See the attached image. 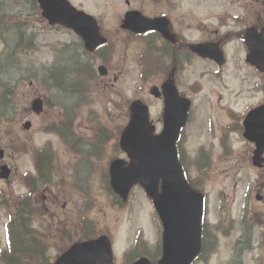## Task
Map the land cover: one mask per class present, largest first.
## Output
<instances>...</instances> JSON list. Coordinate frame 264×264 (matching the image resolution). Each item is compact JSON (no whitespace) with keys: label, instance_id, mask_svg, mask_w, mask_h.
<instances>
[{"label":"rangeland","instance_id":"rangeland-1","mask_svg":"<svg viewBox=\"0 0 264 264\" xmlns=\"http://www.w3.org/2000/svg\"><path fill=\"white\" fill-rule=\"evenodd\" d=\"M71 1L98 16L104 30H107V35L115 37L117 28L116 18L113 17L115 9L110 6L115 0H98V7L93 5V0ZM176 1L181 5L182 11H193L196 18L191 22L195 24L198 21V28L202 29L200 31L194 28L187 32V40L191 43L217 42L216 40L223 38L228 25L233 23L232 19L226 22L227 14L238 16L247 13L244 22L253 18L254 11L257 14L261 11L264 15L263 0L259 3L257 0H184L186 3ZM16 4L21 6L16 9L20 14L14 12ZM5 5L8 9L2 14L7 12L8 16L5 14L6 19L2 22L14 27L15 23L21 24L20 31L24 40L18 42L15 35H10L12 39L10 48H25L27 52L12 53V58L10 56L11 59H7L3 57L8 55L7 49L0 43L1 79L14 86V97L18 101L16 120L12 125L4 124L0 130V147L6 149L5 159L0 161V164L7 163L12 168V174L8 179L0 178V203L8 199L11 207L19 208L22 204L18 202L23 199L22 197L29 196L35 212L34 224L40 230L41 236L42 232L46 231L54 233L50 235L52 238H43L48 244V246L44 244L48 248L46 261L50 259L53 262L61 251L72 244L73 239L81 237V226L86 220V223L95 225L92 231L96 230V236L106 233L112 236L115 254L119 256L116 257L119 260L117 264H120L129 245L136 240L139 230L142 229L144 237L146 236L150 242L155 241L159 235L158 220L152 216L154 208L142 188H136L131 193L130 201L124 208L112 206V197L105 188L101 175L107 172L111 159L124 156L119 145L120 133L118 131V142L114 139L102 157L91 160L94 172L91 174V180H85L84 185L93 197H89L88 209L84 210V213L76 210L84 197L76 193L72 184L76 170L75 155L66 149L65 143L56 136L57 131L54 128L71 130L65 124L70 118L65 117L64 111L67 106L72 108V101L79 102L81 98L84 100L86 97L90 99L89 103L84 105L80 103L77 108L88 114L101 115L89 119L84 113L82 115L80 113V117H74V121L77 118L74 123L76 131L84 137L93 134L92 127L95 122L98 126L110 124L114 130L118 129L119 125H126L129 120L126 114L120 112L126 111L129 102L140 96H145L153 122L157 125L162 121V103L148 94L151 82L141 79L143 68L138 50L143 49V46L139 47L143 43L134 41L126 45L120 41L114 54L110 53L107 47L103 57L97 54L84 56L80 50L75 52L73 49H65V43L69 41L78 46V37L62 26H50L41 15L40 9L32 4V0H9ZM237 24L235 23V26L240 29L242 23L237 21ZM122 35L119 34V39ZM230 40L231 38L222 43V49L228 57L224 66L219 67L214 61L195 58L181 72L180 77L181 89L196 100L195 117L186 128V135L182 141L184 161L189 176L204 186L203 189L209 195L207 208L210 210V239L211 245H214L210 261L198 264H229L235 256V244L243 232L250 247L240 251L239 246L236 256L238 264H264V162L263 167L256 168L252 163L256 147H253L241 132L232 130L229 132V126L234 122L233 117L237 115L240 119L246 110L244 105L259 102L264 93L260 92L253 96L246 91L247 85H242L244 73L248 68L243 58L246 48L243 43L236 44L235 40ZM77 57L82 58L84 64L91 67V71L81 70L88 76L86 84L89 85V89L82 96L78 94L76 99L74 97L77 95L73 96L71 102L66 105V100L61 101L60 94L56 95V98L54 91H51L46 69L54 63L67 66ZM155 57L152 58L154 62ZM184 57L185 52H182V58ZM3 60L9 63L13 60L16 66L13 70L11 67L9 68L11 70L7 71ZM82 60L80 61L83 66ZM100 65L106 66L110 74L101 76L98 72ZM154 66L150 69L154 70ZM115 74L118 75L117 80H114ZM246 77L250 79L249 72L246 73ZM156 80L157 77L153 83H156ZM39 97L45 101L47 99L48 106L45 105L43 113L35 114L32 103ZM109 109L114 114L118 110L120 114L117 119H110L109 114L106 115L105 111ZM26 120L33 123L30 130L23 128ZM72 136L74 135L68 137ZM222 141L228 143L227 147L224 144L225 149ZM201 147L206 149L198 152ZM47 148L51 149L53 157L49 166L54 175L53 182L46 187L44 185L36 188L33 195H28L29 187L34 183L29 184L32 173L37 172L38 162L40 163L43 150ZM258 194L261 199H258ZM54 202L56 204H53ZM65 202H68L66 208ZM10 211L12 212L0 207V247L6 245L5 222ZM55 227L60 228L62 232L58 233ZM36 233L40 236L38 232ZM137 250L144 252L142 247Z\"/></svg>","mask_w":264,"mask_h":264},{"label":"flooded vegetation","instance_id":"flooded-vegetation-1","mask_svg":"<svg viewBox=\"0 0 264 264\" xmlns=\"http://www.w3.org/2000/svg\"><path fill=\"white\" fill-rule=\"evenodd\" d=\"M116 1V2H115ZM110 4V6L115 9V15L113 16L116 18V23H117V28L115 30V37H111L107 35V30H104L102 23L100 22L101 20L99 17L95 16L93 13L90 11L86 10L83 8L84 6H79L77 4H74L72 1V4L80 9L83 10L89 14H91L93 17L97 19V21L100 23V29L103 35H105L109 42L108 44L101 45L97 47L95 55H99L100 57H103L105 55L106 48L109 47V52L114 54L115 49L117 45L120 43V41L123 44H130V42L134 41H141L143 44L140 45L139 47L143 46L142 50H138L139 52V57H140V64L141 67L143 68L142 72V78L143 80H147L148 82H151V85L148 89V94H150L152 97L159 99L162 103V121H159V123L156 125V133H162L164 128H165V119L167 116V110L169 109V106H172L177 112L178 111H187V121L186 125L182 127L178 141H177V149L179 153V158L182 164L185 167V171L187 172L188 179L190 181V184L195 188L197 185L190 179V176L188 175V170L186 167V161L184 158V152H183V146H182V141L186 135L185 131L188 125L191 123L192 119L195 117L196 114V100L194 97H191L190 94H188L186 91L182 90L180 87V77H181V72L185 69V67L188 64H191V61L195 58H200L202 60H210L207 58H202L199 56L196 52L192 50V46L196 43H191L189 42L187 32L189 30L198 29L202 31L201 28H198V21L193 24L194 18H196L195 14L191 10H181V5L177 3V1L173 0H115ZM184 1V0H181ZM260 0H257L259 3ZM264 1V0H263ZM184 3H186L184 1ZM93 5L99 6L98 0H93ZM36 6H39L38 0H36ZM187 6V4H186ZM107 12V10H106ZM42 15V14H41ZM43 16V15H42ZM248 14L245 13L243 15H238V16H230L227 14L225 16L226 22L229 19L233 20V23L231 25H228L227 30L223 33V38H220L216 40L217 42H201V43H218L220 45V48L223 52L224 55V63L222 66H224L227 62L228 57H226L225 52L222 49V43L228 41L230 38V41H234V43L237 44V42H241L245 45L246 48V53L244 54V63H246V66L248 67L246 70V73L249 72L250 79H247L246 73H244V78L242 85L246 86V91L250 93L251 95L258 94L260 92L264 93V64L263 65H258L256 63H253L252 61L249 60V57L251 55V47L247 42V38L251 29H256L260 33L264 34V15L259 11L257 14L254 11L253 15V20L250 18L246 22ZM152 20L154 22H158L157 28H150L147 30L143 31H136L132 30L129 28H126L124 24H132L133 28H143L145 26L144 22L147 20ZM237 21L239 23H242L239 27L235 26V23L237 24ZM254 21V22H253ZM163 22L161 25L160 23ZM251 22L252 25H251ZM247 24V25H246ZM238 25V24H237ZM131 26V25H130ZM207 25H205L206 27ZM239 26V25H238ZM238 29V30H236ZM69 32H71L69 29H67ZM205 31H207V27L205 28ZM122 33L123 35L121 36L122 38L119 39V34ZM115 38V40H113ZM225 40V41H224ZM233 43V44H234ZM80 45V42L79 44ZM84 45V44H83ZM66 48L68 49H73V50H78L79 46H75L74 42L69 41V43H65ZM103 50V52H102ZM182 52H185V57L182 58ZM155 57L154 62L152 58ZM183 61V62H182ZM155 65V66H154ZM151 66H154V70L150 69ZM219 66V67H222ZM148 70V74H147ZM110 74L109 69L106 67V75ZM157 77L156 83H153L154 78ZM118 79V75H114V80ZM248 82V83H247ZM250 83V84H249ZM78 97H74L75 99ZM261 100L259 102H254V103H249L245 104L244 106L246 107V110L244 111L242 117L239 119L237 115L233 117V124H231L229 127V132L232 131H239L243 134L247 129V127L252 130L254 127L256 129L261 130L263 127V121L261 118V115L256 117L254 120H252L251 123L247 124L246 118L247 114L251 111H253L256 108H264V96H261ZM66 99V105L71 102V97H65ZM73 98V97H72ZM87 99V100H85ZM84 100L82 98L80 99L81 101L76 102L72 101V108L70 109L68 106L66 107V110L64 111L65 117H69L65 124L70 125L69 122H71V126H68L70 130V133H68L65 129L64 130H59L55 129V134L56 136L60 137V139L65 143L66 149L70 150L72 154L75 155V161H74V167H76L75 174L73 176L72 184L74 189H76V193L82 197L81 201L78 204V208L76 210H81L84 212V210L88 209L89 205V197H93L90 194V190H86V186L84 185L87 180H91V174L94 172V166L91 160H96L102 157L105 151H107L108 145H110L111 142H114V139H117L118 142V131L120 135L124 131V129L127 127L128 123L126 125H119L118 129L114 128L108 124L109 126H106L104 124H95L92 127V132L93 134H90L91 136H82L79 135L76 131L75 128V121L78 117H80L83 113L85 114V117H89V119H94L97 118V116H100L101 113L97 114H88L85 111H80L77 106L82 103H89L90 99L87 97ZM44 100V99H43ZM140 100L142 101L149 109L150 112V117L152 119V114L150 110L149 104L146 102L145 96H140L138 99H133L129 102L128 108H126V111H122L120 113L126 114L128 120L131 119L133 111H132V104L136 101ZM64 101V100H63ZM169 101H173L174 103L171 105H168ZM48 100H44L45 105L48 106ZM189 102V103H188ZM112 105V103H111ZM114 106H116V102L114 103ZM234 108V107H233ZM122 109V108H120ZM124 109V108H123ZM235 109V108H234ZM234 111L233 109H230ZM236 110V109H235ZM106 115L109 114L110 119H117L119 116L118 110L115 111L116 114L112 112L111 109L108 111H105ZM81 113V115H80ZM74 117H77L75 121L73 120ZM129 122V121H128ZM153 122V120H152ZM65 125V126H66ZM161 125V126H160ZM160 126V128H159ZM114 130V132H113ZM105 131V134L104 132ZM67 133L62 134V133ZM110 132L114 133L112 135ZM70 135H74L72 137H68ZM115 137V138H114ZM222 137V136H221ZM74 138V139H73ZM120 139V138H119ZM78 140V141H76ZM249 143L252 144L254 147V144L249 140ZM221 144L224 147H227L228 143L225 141H222ZM206 149L205 147H201L198 152ZM208 149V148H207ZM53 151V150H52ZM121 151L122 148H121ZM51 149H44L43 150V155L42 158L40 159V163L38 162V165L36 167L37 172H33V176L29 181L34 182L31 184L30 188V195H33L36 192V188L42 187L45 185L48 186L50 183L53 181L54 175L52 174V168L51 166V160H53V157L51 156ZM123 157H114L113 159L110 160L109 165H108V170L106 173L102 174V178L105 183V188L108 192V194L112 197V206L117 207V208H124L130 201L125 202L123 199H121L111 188L110 180H111V165L112 163L121 158L120 160L124 161L125 165H128L129 160L127 154L123 151ZM45 162L48 163V167L45 168ZM9 165V164H8ZM86 180V181H85ZM90 189V186H89ZM196 189H199L196 188ZM80 196V197H81ZM131 196V195H130ZM26 196H23L22 198L24 199ZM21 198V199H22ZM147 198V197H146ZM47 199V196H46ZM148 199V198H147ZM149 200V199H148ZM150 202V200H149ZM53 204H56L54 202ZM68 202L64 203V208L67 207ZM32 205V204H31ZM208 205V196L206 194V210H204V218H203V246H202V251L200 254L196 257V259L191 263V264H198L199 262L201 263H206L210 261L211 258V252L213 251V246L211 245V239H210V223H209V212L207 208ZM92 207V206H89ZM34 209V207L32 206ZM48 209V208H47ZM34 211V210H33ZM85 213V212H84ZM33 216V228L36 232L40 234L39 237H41V240L45 243V245L48 246L47 242L45 239L46 237H50V235H53L52 232H42V236L40 233V230L36 228L35 226V212L32 214ZM153 218L158 220V228L160 231L163 230V223L157 217L154 213H152ZM156 217V218H155ZM89 225V226H88ZM94 224L91 223H86V220L83 222L80 230V235L81 237L77 239L72 240V246L73 244H77L78 242H83V241H88L90 239H85L84 238V233L88 229V233L92 231L94 228ZM58 233L62 232V230L58 227H55ZM142 230V229H141ZM96 233V230L92 232L90 235L94 236ZM107 234V233H106ZM109 237H111V242H112V248H113V253H114V264H117L119 260V256H116L115 254V243L112 240V236L110 234H107ZM243 233L241 234L240 238L237 240L236 244V256L238 255V250L239 246L241 247L240 251L243 249L240 244H242V241L244 242ZM56 241V240H55ZM153 245L149 240L146 239H141L136 237V240L129 245V249L125 252V257L120 261H123V264H135L137 261L141 259H146L149 261L150 264H160L162 258H163V246L160 243H157V241H153ZM69 246V247H70ZM68 247V248H69ZM143 248L144 252H138L137 249ZM67 248V249H68ZM66 249V250H67ZM153 251H151V250ZM121 256V255H120ZM236 256L233 257L231 262L229 264L237 262ZM57 257V256H56ZM59 257V256H58ZM117 257V258H116ZM56 259V258H55ZM55 259L53 262H55ZM238 264V262H237Z\"/></svg>","mask_w":264,"mask_h":264},{"label":"water","instance_id":"water-1","mask_svg":"<svg viewBox=\"0 0 264 264\" xmlns=\"http://www.w3.org/2000/svg\"><path fill=\"white\" fill-rule=\"evenodd\" d=\"M43 15L51 25L62 24L74 29L85 41L89 51L107 42L99 32L96 20L73 7L68 0H39ZM153 27L152 21H147ZM157 27V26H155ZM247 42L251 47L249 60L258 65L264 64V34L251 29ZM193 50L202 57H209L223 63V55L218 44H198ZM102 75L106 67L100 66ZM174 102L169 101L168 105ZM189 103V102H188ZM33 110L40 114L44 109L41 98L33 101ZM133 116L121 136V146L128 153L130 163L115 160L111 165V185L124 199L132 187L139 183L153 198L155 206L165 223V256L160 264H190L201 249L202 215L204 196L191 189L183 167L179 161L177 139L180 129L186 124L187 111H176L172 106L167 110L164 131L155 134V126L150 123L149 112L141 101L132 104ZM262 110L252 112L248 124L261 114ZM31 122L25 124L30 128ZM246 137L257 145L254 162L262 166L264 159V126L261 130L247 127ZM5 150L0 148V160ZM11 169L7 164L1 167L0 176L9 178ZM162 182V192L159 185ZM55 264H113L110 241L107 236L77 243L66 251ZM136 264H150L141 260Z\"/></svg>","mask_w":264,"mask_h":264},{"label":"trees","instance_id":"trees-1","mask_svg":"<svg viewBox=\"0 0 264 264\" xmlns=\"http://www.w3.org/2000/svg\"><path fill=\"white\" fill-rule=\"evenodd\" d=\"M8 1L9 0L0 1V43H2L3 47L6 48L8 52V55H5L3 57L7 59H11L12 53L20 52L24 54L27 52V49L25 48L17 49L14 47L12 49L10 48V43L12 41L10 35H15L18 42H22V41L24 42V40H23V34L20 31L21 24L15 23V27H14V26H10V24L2 22L3 19H6L5 14H7L8 16L7 12L2 14V12L5 9H8V7H6L5 5ZM32 4H34V6L37 7L36 0H32ZM20 7L21 6L19 4H16L14 10L16 14H20L16 12V9ZM78 46H79L78 50H80L81 55L83 54L84 56L86 55L88 57L91 56L83 48V44L81 42L80 45ZM75 52L77 51L75 50ZM59 57L60 56L58 54L57 58ZM80 60H82V58L77 57L71 60L67 64V66H65L62 63L60 65L54 63L52 66H48L46 69L47 78L49 79L50 89L51 91H54L55 97L56 95L60 94L61 101L65 100L66 99L65 97L72 98L73 96H76L78 94L82 96L84 92H86L89 89V85L86 84V79H88V76L85 74V72L82 71H85V69H89L91 71V67L89 64L88 65L84 64L85 62L83 60H82L83 62V66H82ZM3 62L5 64L6 69H8L7 71L11 70L9 69L11 67L13 70L14 67L16 66V63L13 60H11V63H9L6 60H3ZM1 77L2 76L0 75V130L3 128L4 124L7 123L11 125L13 124V121L16 120V113L18 111L17 110L18 101L14 97L15 96L14 86H11V83L4 81L3 79H1ZM49 106H51V104ZM68 126H71V123ZM60 130L62 131L64 129L62 128ZM66 131L70 133V130H66ZM102 132L105 133V131ZM62 134L67 135V133L64 132ZM47 167H48V163L45 162V168ZM20 203L22 205L19 208L16 207L17 209L16 208L10 209L12 207H10L8 199H4L3 202L0 203V207H4L8 210H17V212L15 211V213L10 214L9 221L6 224L7 247L4 249H0V264H51L50 259L46 261V259L48 258V248L45 247L44 245L45 243L41 240V237L37 236V233L33 228L32 214L34 211L31 208L32 205L30 203L29 198L28 199L26 198L24 201H20ZM92 232L93 231L88 233V229H87L86 232L84 233V238H89V234H91ZM246 240L248 239L244 234V242L242 241L241 244L243 249L250 247V245L246 243Z\"/></svg>","mask_w":264,"mask_h":264}]
</instances>
